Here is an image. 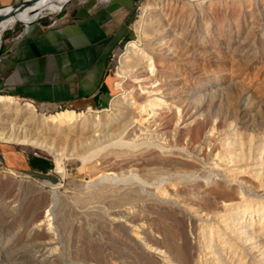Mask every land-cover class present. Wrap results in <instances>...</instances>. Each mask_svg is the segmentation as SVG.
Returning <instances> with one entry per match:
<instances>
[{
  "label": "rangeland",
  "instance_id": "obj_1",
  "mask_svg": "<svg viewBox=\"0 0 264 264\" xmlns=\"http://www.w3.org/2000/svg\"><path fill=\"white\" fill-rule=\"evenodd\" d=\"M80 1L71 0L64 9ZM146 1L137 0L129 37L111 56L113 98L126 99L124 110H113L110 102L93 109L101 116L96 121L97 114H89L88 109L58 110L16 97L48 117L67 110L83 114L91 119L94 131L82 140V135L73 136V132L58 135L54 129L38 130L56 154L36 144L0 142V264L241 263L236 259L243 264L253 260L264 264V245L259 255L249 256L247 243H241L239 249L246 259L235 256L228 261L218 245L204 246L200 228L207 218L204 213L211 216L220 199L232 194L231 189L221 187L214 170L221 163L222 144L238 143L236 136H251L256 140L253 161L264 160V0H159L156 13L142 21ZM58 14L32 18L40 22ZM150 22L183 34L178 45L171 34L160 37L164 50L172 49L179 74L189 86L176 91L167 88L163 81L172 77L169 73L148 85L143 69L134 67L142 54L139 49L148 51L156 40ZM24 30L18 23L4 33L0 60ZM132 42L140 48L126 60ZM158 55L159 51L154 53ZM187 64L192 65L193 74ZM123 70H128L129 81L119 88L122 79L118 75ZM151 87L160 90L161 108L149 130L130 138L135 127L144 129L132 119L130 104L141 103ZM0 95L15 97L2 89ZM106 118L126 127L122 135L103 122ZM23 121L0 110L1 132L32 136L34 128ZM10 171L20 181L11 179ZM26 176L37 188L22 185ZM107 186L136 192L125 206L95 202L98 208H92L93 204L85 208L78 204L84 195ZM186 188L191 195L184 199L180 191ZM164 189L169 192L167 204L176 203L182 212L155 199ZM47 198L53 200L51 208L44 207ZM38 221L51 224L42 227Z\"/></svg>",
  "mask_w": 264,
  "mask_h": 264
},
{
  "label": "bare ground",
  "instance_id": "obj_2",
  "mask_svg": "<svg viewBox=\"0 0 264 264\" xmlns=\"http://www.w3.org/2000/svg\"><path fill=\"white\" fill-rule=\"evenodd\" d=\"M157 1L159 0H147L144 3L141 12L142 21H146V19L149 20L150 18L148 17L153 16V14L156 13V11L154 12V10H157L160 4ZM201 1L204 2L205 0ZM68 3L69 0H38V2H36L30 8L21 12H17L15 14H13L12 7L1 9L0 14L6 15L7 17L6 20L0 23V36H3L7 30L12 29L22 19L32 17L42 18L50 13H59ZM165 21L168 26H171L172 23H169L167 19ZM148 24L154 25L152 26V28L155 29V32H157V35L154 37V40H156L154 42H151L152 44H149L148 51H142V49H139L142 54L133 63L134 67H141L143 69V72L147 75V79L145 81L149 82L148 85H155L160 76L169 73V75L172 77L166 81H163L164 84H168L167 88L175 89L176 91L179 90L181 86H189V82L183 78L182 74H179L180 66L172 57V49L169 51L164 50V38L160 37V35L167 33L165 34V37L167 38L170 37L171 34L174 37L173 43L175 41L178 45L181 43L182 37L180 36H182L183 34L181 33L179 34V36L177 32L178 29H175L173 32L170 28H166L165 26L160 25L157 22L153 24L150 22ZM158 26H160L161 29H159ZM138 48H140L138 43H130L128 45L125 59L128 60V58H131ZM158 51L159 55L154 56V53ZM158 66L160 69L158 68ZM187 66L190 68L193 74L192 65L187 64ZM180 75H182V77ZM118 76L122 79V81L118 83V87L123 88L124 84L129 81L128 70L119 72ZM160 78L163 79V77ZM153 88L154 87L148 88L149 90L145 93L146 97L139 100L141 103H137L135 101L130 104V106H132V119L135 120V123H141L142 127L144 128L137 129L135 127L134 129H132L131 133L129 134L130 138L136 136L137 134H142L140 133L142 131L149 130V128H151L154 123V121L152 120L154 115L157 113V110L161 108L162 100L159 99L160 90ZM125 102L126 99L124 97L118 96L113 99L111 106L112 108H114L113 110L120 112V110H124V106L126 105ZM141 104H145V106H142ZM0 110L9 111L17 117H22V119L24 120L23 123H25L29 128L33 127L36 129L40 128L41 130H45L42 129L44 127L41 125L40 127H38L39 124H37V122H41L37 119V116H39L40 119H42L43 124H55L54 131H56V134L58 135H60L61 133L68 135L73 132V136L75 134L78 136L82 135V140H84L83 137H85V139H87L86 137L89 138L94 131V125L91 119L86 118L83 114L78 115L76 112L67 111L50 117L44 114L35 115L36 107L33 104L28 102L21 104L15 97L0 95ZM61 110H63V108H61ZM88 113L97 114L95 115L96 121L101 119V116H99V112L89 111ZM103 122L107 123V125H113L112 127L116 134L120 133L122 135V130L124 129L123 131H125L126 129L125 126L122 127V125L120 124L121 122L119 124L117 122L114 123L107 118L104 119ZM11 134L12 133H10L9 135L4 131H0V142L10 144L15 143L17 145L19 144L24 146L36 144L39 146H43L45 150L56 154V150L52 148V144H48L44 141L41 142L29 135L16 133V136H14ZM235 138L236 142H238L236 144H232L229 142H225L222 144L223 153L221 154L219 160L221 163L218 164L214 169L216 170V173L220 175L222 181L221 187L231 189L232 194L231 196L227 195V198H224L226 197L224 196L222 200L220 199V201L218 202L219 205L214 211H211V216L208 213H204V215H207V218L205 222L200 224V228L205 235L204 236L202 234L201 237L203 239L204 246L208 247V245L205 243L218 245V249L223 250V253L227 258H229L228 261H230V258L234 259L235 256L246 259V254L242 253L239 249L241 243H247L249 256L259 255L258 252L262 251L261 246L264 245V160L259 158L258 160L253 161V154L255 153L254 147L256 145L255 139H253L251 136H236ZM262 140H264V137H262ZM262 147H264V145ZM8 175L14 181L19 180L17 178V173L14 171H10ZM21 182H23L22 185L27 184V189L37 188V185L34 184V181L27 176L23 177ZM164 190H160L159 192H157L155 194V199L159 200L167 206L173 204L171 207L178 208L177 204L174 202H172L171 204H167L169 192ZM134 192L136 191L107 186L89 192L88 195H84L80 202H78V204L80 203V205L83 207L95 202L106 203V205L107 203H109L110 205L113 204L114 207H116L117 205H126L130 200L133 199L135 194ZM180 192L185 193L184 195H182L184 199L188 197L190 198L191 192H189L187 188L186 190H182ZM50 193L51 191L47 194L49 195ZM48 199L49 198H47L48 202L44 206L45 208L52 207L53 200ZM185 206L189 207L186 204ZM95 207L96 205L92 208ZM178 209L182 212L180 208ZM188 209H190V207ZM194 214L197 213L194 212ZM195 216L201 218L200 215ZM47 222L48 221H38L37 223L42 227L48 228L51 223L46 224ZM51 242L54 241L52 240ZM236 260L241 262L239 264H243L240 259ZM214 261L218 262L216 259ZM213 264L215 263L213 262ZM251 264H254V260Z\"/></svg>",
  "mask_w": 264,
  "mask_h": 264
},
{
  "label": "crops",
  "instance_id": "obj_3",
  "mask_svg": "<svg viewBox=\"0 0 264 264\" xmlns=\"http://www.w3.org/2000/svg\"><path fill=\"white\" fill-rule=\"evenodd\" d=\"M20 2L0 0V8ZM136 5L137 0H82L40 22L22 19L25 30L2 52L0 89L48 108L62 106L58 110L108 106L115 90L111 56L129 37Z\"/></svg>",
  "mask_w": 264,
  "mask_h": 264
},
{
  "label": "water",
  "instance_id": "obj_4",
  "mask_svg": "<svg viewBox=\"0 0 264 264\" xmlns=\"http://www.w3.org/2000/svg\"><path fill=\"white\" fill-rule=\"evenodd\" d=\"M71 0H69L70 2ZM36 2H38V0H23L22 2H20L19 4H16V5H12V6H7V7H3V8H0L1 9H5V8H8V7H12L13 8V14L17 13V12H21L23 10H26L28 8H30L31 6H33ZM66 6V5H65ZM64 6V7H65ZM63 7V9H64ZM6 15H1L0 14V23L3 22L4 20H6ZM35 115H40V113L37 112V110L35 111ZM37 119L40 120L41 122H37V124H39L38 127L43 126L44 128L42 129H45V130H53L54 127H55V124H52V123H46V124H43L42 122V119H40L39 116H37ZM38 130H41L40 128L39 129H36L34 128L33 131H35V133L32 134L31 137H33L34 139L36 140H39V141H44L45 139L41 138L40 136V133H38L37 131Z\"/></svg>",
  "mask_w": 264,
  "mask_h": 264
},
{
  "label": "built area",
  "instance_id": "obj_5",
  "mask_svg": "<svg viewBox=\"0 0 264 264\" xmlns=\"http://www.w3.org/2000/svg\"><path fill=\"white\" fill-rule=\"evenodd\" d=\"M58 107H62V106H58ZM58 107H57V109H58Z\"/></svg>",
  "mask_w": 264,
  "mask_h": 264
}]
</instances>
